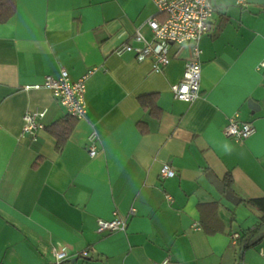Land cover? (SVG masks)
I'll use <instances>...</instances> for the list:
<instances>
[{
    "label": "crops",
    "instance_id": "1",
    "mask_svg": "<svg viewBox=\"0 0 264 264\" xmlns=\"http://www.w3.org/2000/svg\"><path fill=\"white\" fill-rule=\"evenodd\" d=\"M213 3L199 41L201 95L186 103L171 85L193 58L191 44H172L164 70L117 52L136 30L152 40L147 20L162 19L153 0H15L0 23V264H52L64 246L71 264L238 261L233 236L260 214L214 179L223 185L230 173L240 193L264 196V0ZM62 69L73 81L86 76V112L58 150L46 128L65 107L50 90L24 86ZM147 93L158 94V119L139 104ZM41 110L43 127L23 133L24 115ZM235 114L255 127L241 141L224 134ZM164 163L174 177H160ZM115 217L124 230L97 232L99 218ZM243 264H264V240Z\"/></svg>",
    "mask_w": 264,
    "mask_h": 264
},
{
    "label": "built area",
    "instance_id": "2",
    "mask_svg": "<svg viewBox=\"0 0 264 264\" xmlns=\"http://www.w3.org/2000/svg\"><path fill=\"white\" fill-rule=\"evenodd\" d=\"M162 19L150 17L147 24L153 34L152 40H147L139 30L125 44L117 48L118 53L132 52L136 59L144 60L152 57L153 68L164 70L170 62L168 56L172 44H191L193 58L186 63L182 78L171 85V93L177 100L191 103L201 95V53L199 41L202 36L211 29V20L214 13L213 0H153ZM138 42L140 45H134ZM264 65V60L261 62ZM86 76L73 81L67 70L62 69L58 76L47 75L42 83L28 84L24 89H48L66 109L67 113L80 119L86 112L85 102ZM184 89H187L186 91ZM44 110L28 112L24 115L22 131L25 134H33L38 128H42L41 119ZM255 132L254 125L249 121L238 119V114L233 115L224 129L228 138L241 141ZM87 150L90 156L97 153L96 133L93 132L87 142ZM175 176V170L164 163L160 170L161 178ZM127 221L121 218L97 220V232H113L124 230ZM238 234L233 237L236 238ZM82 252V256L86 255ZM52 264H71L67 248L64 246L54 252ZM159 264H170L165 258Z\"/></svg>",
    "mask_w": 264,
    "mask_h": 264
},
{
    "label": "trees",
    "instance_id": "3",
    "mask_svg": "<svg viewBox=\"0 0 264 264\" xmlns=\"http://www.w3.org/2000/svg\"><path fill=\"white\" fill-rule=\"evenodd\" d=\"M14 13L15 0H0V23L7 22ZM138 101L141 108L148 111L153 118L158 119L161 117L162 110L158 105L157 93L140 95ZM76 120L77 118L67 113L65 117L46 128L56 138L58 150H61L65 145ZM137 126L141 133L148 132V127L144 122L138 121ZM39 163L40 158L36 159L34 166H38ZM222 183L224 196H229L234 199L236 205L244 204L253 207L260 214L259 221L254 226L237 233L238 235L235 238L239 258L238 261L233 264H243L244 252L257 246L264 240V196L251 198L240 193L230 173L225 174ZM232 216V219H234V213H232ZM202 228L211 234L216 232L215 228L212 227L213 229H209L205 224H202Z\"/></svg>",
    "mask_w": 264,
    "mask_h": 264
},
{
    "label": "water",
    "instance_id": "4",
    "mask_svg": "<svg viewBox=\"0 0 264 264\" xmlns=\"http://www.w3.org/2000/svg\"><path fill=\"white\" fill-rule=\"evenodd\" d=\"M214 182L215 184L217 185V188L222 191L223 190V185L217 180V179H214Z\"/></svg>",
    "mask_w": 264,
    "mask_h": 264
},
{
    "label": "snow or ice",
    "instance_id": "5",
    "mask_svg": "<svg viewBox=\"0 0 264 264\" xmlns=\"http://www.w3.org/2000/svg\"><path fill=\"white\" fill-rule=\"evenodd\" d=\"M185 91L187 90V89H184Z\"/></svg>",
    "mask_w": 264,
    "mask_h": 264
}]
</instances>
